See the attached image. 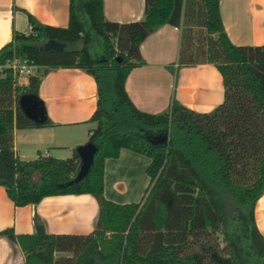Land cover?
Returning <instances> with one entry per match:
<instances>
[{
	"label": "trees",
	"instance_id": "obj_1",
	"mask_svg": "<svg viewBox=\"0 0 264 264\" xmlns=\"http://www.w3.org/2000/svg\"><path fill=\"white\" fill-rule=\"evenodd\" d=\"M28 21L31 32L14 31L0 50V185L17 207L49 196L89 194L99 204V217L89 234L0 231L20 245L24 264H238L239 225L255 264H264V236L255 220L264 194V45L230 41L220 0H146L145 17L131 23L108 20L103 0H71L67 27L43 24L29 13ZM165 24L182 27L179 65L210 63L221 73L224 101L213 111L197 112L174 99L166 112L153 114L129 97L127 78L145 64L141 43ZM51 41L69 49L49 48ZM97 45L101 57L94 56ZM15 58L39 67L27 86L17 85L9 67ZM57 68L85 70L98 90L89 138L98 152L89 174L69 186L61 184L78 172L77 149L65 159L40 154L24 160L14 143L15 128L53 125L48 117L28 116L20 99L39 96L42 77ZM160 132L169 140L150 143L148 136ZM122 149L151 159L140 202L105 197V161Z\"/></svg>",
	"mask_w": 264,
	"mask_h": 264
},
{
	"label": "crops",
	"instance_id": "obj_2",
	"mask_svg": "<svg viewBox=\"0 0 264 264\" xmlns=\"http://www.w3.org/2000/svg\"><path fill=\"white\" fill-rule=\"evenodd\" d=\"M70 4L71 0H0V50L13 40L14 31L31 32L28 13L43 24L67 27ZM103 8L108 20L131 23L145 17L146 0H103ZM220 14L233 44L264 45V0H220ZM181 43L182 27L170 24L160 26L141 43L145 64L134 68L126 81L127 93L140 110L160 114L176 99L205 113L224 101L223 78L215 65H179ZM16 83L27 86L29 78L17 76ZM39 97L53 125L15 128L17 154L24 160L40 154L71 157L78 146L89 142L90 130L96 127L90 121L98 105L94 77L79 68L50 70L42 77ZM150 162L149 157L130 149H122L118 158L107 159L105 197L120 204L140 202L150 183L146 172ZM143 171L146 178L141 186L138 177ZM132 188L138 192L136 200H131ZM98 217L99 204L89 194L49 196L38 204L17 207L0 185V231L13 228L17 234H34L43 226L49 234H89L96 228ZM255 220L264 236V194L256 202ZM24 263L20 245L0 236V264Z\"/></svg>",
	"mask_w": 264,
	"mask_h": 264
},
{
	"label": "water",
	"instance_id": "obj_3",
	"mask_svg": "<svg viewBox=\"0 0 264 264\" xmlns=\"http://www.w3.org/2000/svg\"><path fill=\"white\" fill-rule=\"evenodd\" d=\"M49 48L56 50H66L69 49V45L61 43L58 41H51L48 45ZM20 104L25 110L26 114L32 119L37 121H45L47 119V110L43 100L39 96L25 94L20 99ZM150 143L154 145H161L169 140V134L165 132H160L154 135L148 136ZM77 152L80 157V166L76 176L68 181L67 183L61 184V186L73 185L85 178L94 163L95 156L98 152V148L92 142H88L84 145L77 147ZM38 234H45V229L43 226L37 228Z\"/></svg>",
	"mask_w": 264,
	"mask_h": 264
},
{
	"label": "rangeland",
	"instance_id": "obj_4",
	"mask_svg": "<svg viewBox=\"0 0 264 264\" xmlns=\"http://www.w3.org/2000/svg\"><path fill=\"white\" fill-rule=\"evenodd\" d=\"M102 46L101 45H97L95 47V49L93 50L94 52V56L95 57H101L103 54V50H102ZM146 178V173L145 171H143V175H141L140 177H138V184L143 186L144 184V180ZM140 186V187H141ZM131 200H136V196L138 195V192L132 188L131 190ZM237 240L239 245L241 246V248L239 247L238 251H239V262L238 264H255V253L253 252L252 248H251V244H250V240L249 237L247 235V232L242 229V227L237 228ZM219 240L221 243V246L224 247L225 246V241H224V236L223 234L219 233ZM248 247V248H247Z\"/></svg>",
	"mask_w": 264,
	"mask_h": 264
},
{
	"label": "built area",
	"instance_id": "obj_5",
	"mask_svg": "<svg viewBox=\"0 0 264 264\" xmlns=\"http://www.w3.org/2000/svg\"><path fill=\"white\" fill-rule=\"evenodd\" d=\"M9 67L17 76L31 77L37 74L39 67L29 59L15 58L9 63Z\"/></svg>",
	"mask_w": 264,
	"mask_h": 264
}]
</instances>
